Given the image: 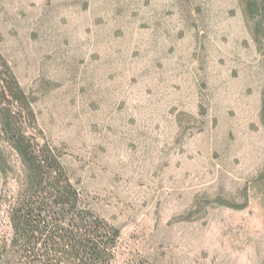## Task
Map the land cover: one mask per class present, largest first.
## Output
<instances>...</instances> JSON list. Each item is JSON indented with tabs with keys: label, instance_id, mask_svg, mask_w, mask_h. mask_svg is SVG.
I'll return each mask as SVG.
<instances>
[{
	"label": "rangeland",
	"instance_id": "rangeland-1",
	"mask_svg": "<svg viewBox=\"0 0 264 264\" xmlns=\"http://www.w3.org/2000/svg\"><path fill=\"white\" fill-rule=\"evenodd\" d=\"M247 2L0 0V51L37 117L22 124L121 231L111 264H264V22ZM0 148L15 264L22 167Z\"/></svg>",
	"mask_w": 264,
	"mask_h": 264
},
{
	"label": "trees",
	"instance_id": "trees-1",
	"mask_svg": "<svg viewBox=\"0 0 264 264\" xmlns=\"http://www.w3.org/2000/svg\"><path fill=\"white\" fill-rule=\"evenodd\" d=\"M247 4L263 23L264 0H248ZM24 115L36 124L33 100L0 51V135L22 167L20 189L9 213L12 237L3 245L1 259L15 264H111L121 231L101 217L72 183L63 154L27 134ZM260 121L264 129V85ZM7 166L0 148L1 171L5 173ZM253 190L264 209V166L254 179ZM247 204L226 206L242 210ZM132 264L152 263L138 258Z\"/></svg>",
	"mask_w": 264,
	"mask_h": 264
}]
</instances>
